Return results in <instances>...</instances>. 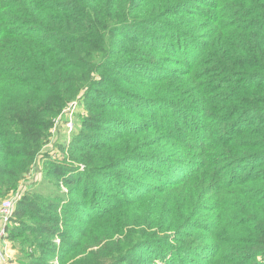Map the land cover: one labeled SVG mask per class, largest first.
<instances>
[{
    "label": "trees",
    "instance_id": "16d2710c",
    "mask_svg": "<svg viewBox=\"0 0 264 264\" xmlns=\"http://www.w3.org/2000/svg\"><path fill=\"white\" fill-rule=\"evenodd\" d=\"M76 100L111 128L17 200L30 264H264V0H0V192Z\"/></svg>",
    "mask_w": 264,
    "mask_h": 264
},
{
    "label": "rangeland",
    "instance_id": "374dc122",
    "mask_svg": "<svg viewBox=\"0 0 264 264\" xmlns=\"http://www.w3.org/2000/svg\"><path fill=\"white\" fill-rule=\"evenodd\" d=\"M88 115L89 110L85 104V101L76 100L69 104L66 110L57 117L52 135L50 137V141L44 146L42 156L36 162L34 168L32 169V172L30 174H27L21 180L17 189L12 190L10 193H7L6 191L0 192V208L3 201L13 198L17 203V200L21 198V196H23L25 193L31 192V190L33 189L40 190L41 192H54L55 194L60 195L62 198H73L71 195L69 196V190L66 187L60 188L55 186L51 182V179L48 176V170L50 166L49 158L53 157L54 159H58L62 154L67 153L66 150L60 149V146H69L68 144L75 142L78 136L84 135L82 134L83 132H87L88 134H96V132L98 131L103 132V130L111 128L107 127V125H104L102 129L88 128L87 126H85ZM66 156H69V154L67 153ZM16 203L7 220L3 219L0 211V233L4 232L1 238L0 245V264H30L31 262H33V260H39L38 258L41 257L43 252L44 247L36 244L37 239L38 241L41 239L39 238V235L36 234L33 230H31V232L29 233V229H27V232L23 235L19 234L16 240L10 239L9 234H12L11 232H13L11 228H13V226H15L16 224L15 221H12V219L10 221L11 214H13L16 208ZM32 221L38 223L55 224V222H42L40 219L34 218ZM72 222L73 224H75V226H80V222L78 223V221L76 220ZM58 224H60L62 228L67 229V236L62 237L51 235L52 237L50 236L47 238H51L52 241L54 240L56 243H60V238L69 239L70 236H74L71 227H68L67 225L59 222ZM24 236H29L32 244L26 243L23 245L21 239L24 238ZM66 248L69 247L64 245V250ZM46 250H48V248ZM47 254L48 256L45 255V258L50 264H62V260L59 257V254H63L62 252L58 251V253L55 254ZM76 259L79 258L76 257Z\"/></svg>",
    "mask_w": 264,
    "mask_h": 264
},
{
    "label": "built area",
    "instance_id": "2783aa9c",
    "mask_svg": "<svg viewBox=\"0 0 264 264\" xmlns=\"http://www.w3.org/2000/svg\"><path fill=\"white\" fill-rule=\"evenodd\" d=\"M15 203L16 201L13 198L3 201L0 211H1V214L4 220H7L9 218L10 213L15 206ZM3 233L4 232L0 233V245H1V238H2Z\"/></svg>",
    "mask_w": 264,
    "mask_h": 264
}]
</instances>
